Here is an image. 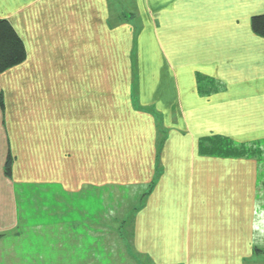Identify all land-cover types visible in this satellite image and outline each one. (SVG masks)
I'll list each match as a JSON object with an SVG mask.
<instances>
[{
    "label": "crops",
    "instance_id": "crops-1",
    "mask_svg": "<svg viewBox=\"0 0 264 264\" xmlns=\"http://www.w3.org/2000/svg\"><path fill=\"white\" fill-rule=\"evenodd\" d=\"M259 15L264 0H0L25 53L0 72V234L28 188L99 208L132 190L148 264H264Z\"/></svg>",
    "mask_w": 264,
    "mask_h": 264
},
{
    "label": "rangeland",
    "instance_id": "rangeland-1",
    "mask_svg": "<svg viewBox=\"0 0 264 264\" xmlns=\"http://www.w3.org/2000/svg\"><path fill=\"white\" fill-rule=\"evenodd\" d=\"M108 196L111 199L99 208L98 203L46 202L62 197L45 188L19 193L26 203L18 205L16 229L0 234V264H148L131 247L130 211L140 203L136 193L122 190ZM87 232L90 241L82 240Z\"/></svg>",
    "mask_w": 264,
    "mask_h": 264
},
{
    "label": "trees",
    "instance_id": "trees-1",
    "mask_svg": "<svg viewBox=\"0 0 264 264\" xmlns=\"http://www.w3.org/2000/svg\"><path fill=\"white\" fill-rule=\"evenodd\" d=\"M251 28L254 33L264 37V15L253 17L251 20ZM24 58V48L20 39L7 21L0 20V72L20 64L24 61ZM2 108L3 98L0 94V109ZM214 143L210 145L212 147H210V150L223 153H256L260 151L258 147L237 146L226 140L219 139L214 141ZM10 164L11 161L8 159L4 168L6 175H9Z\"/></svg>",
    "mask_w": 264,
    "mask_h": 264
}]
</instances>
